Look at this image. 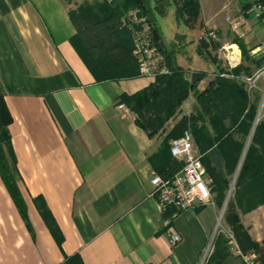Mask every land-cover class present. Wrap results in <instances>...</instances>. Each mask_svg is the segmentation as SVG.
Here are the masks:
<instances>
[{"label": "crops", "instance_id": "obj_1", "mask_svg": "<svg viewBox=\"0 0 264 264\" xmlns=\"http://www.w3.org/2000/svg\"><path fill=\"white\" fill-rule=\"evenodd\" d=\"M71 5L67 0H0V94L11 115L14 184L7 185L0 169V264H208L219 233L227 238L231 233L227 223L219 228L223 209L214 200L182 211L172 222L182 240L170 245L163 222L168 213L161 211L151 183L168 155L166 132L150 136L121 100L161 74H143L139 65L138 74L129 76L124 67L91 56L71 19ZM200 21L211 22L202 14ZM209 32L199 28L196 59L182 47H168L163 35L164 46L175 49L187 80L196 71L206 73L198 91L218 77L247 90L243 78L264 71V64L256 63L264 43L250 49L236 38L223 45L224 65L198 51L201 40L210 54L221 46L213 41L217 31L215 37ZM183 34L185 47L189 42ZM203 59L215 68L205 70ZM238 67L241 72L233 73ZM248 92L257 103L264 84ZM195 98L190 90L183 111L197 107ZM235 202L242 223L261 242L264 202ZM228 246L220 264H245L230 239Z\"/></svg>", "mask_w": 264, "mask_h": 264}, {"label": "trees", "instance_id": "obj_2", "mask_svg": "<svg viewBox=\"0 0 264 264\" xmlns=\"http://www.w3.org/2000/svg\"><path fill=\"white\" fill-rule=\"evenodd\" d=\"M116 0L112 3L104 1L98 6L101 16L94 13L88 6H81L76 10H70V16L73 20L78 35L84 41V48L90 55L96 58H103L112 67H124V72L129 75H137L139 72V63L133 55L134 40L132 31L129 28H123L121 19L126 12L133 9H139L142 15H146L152 26L154 41L160 51L165 56L166 64L169 67V73L157 76V79L148 88L141 90L133 95H123L124 101L137 114V122L143 127L150 136H154L165 127L167 116L174 114L176 108L181 105L189 96L190 90L195 92L197 101L201 106L209 107L215 114L219 115L222 121L228 116L226 109L222 107L218 97L221 95L233 97L236 103L244 104V108L249 106L247 113L256 111L257 103L251 102V99L244 87L234 81L218 77L217 81L203 92L197 90V86L206 76L203 71H196L192 74L191 80L185 78L184 69L177 64L175 49L167 50L163 42V34L160 26L157 24L156 16L165 15L170 6H175V16L178 23H185L191 28L203 27L200 21L201 5L199 0ZM256 4H263L264 0H259ZM119 5V6H117ZM253 6L252 3L244 4V10ZM178 38L184 37V34H177ZM240 43L241 41L238 40ZM242 44V43H241ZM198 51L206 58L210 57L208 43L201 40L198 44ZM243 52L248 59L249 53L243 46ZM92 53V54H91ZM258 66L264 64V55L256 62ZM242 67L232 69V72L239 74ZM250 74V70L246 69ZM120 73L116 71L115 74ZM122 73V72H121ZM226 104V102H225ZM227 105V104H226ZM242 106V105H240ZM243 108V109H244ZM246 115V113H245ZM11 115L6 107L4 97L0 94V169L3 171L4 179L10 188H13V179L11 180V169L7 171V163L13 166V158L10 145L9 123ZM250 124V122H248ZM247 121L236 120L234 125L246 129L249 127ZM188 125L186 119L178 122L164 140V149L168 151L165 161L162 165L156 167V172L164 178H172L181 168L182 162L175 159L170 150L169 141L181 137ZM264 121H260L256 127L253 140L256 146H251L247 152L243 167L237 180V190L235 192V201L242 200L264 202L256 198L255 193L250 189L264 184ZM234 144L237 142L233 141ZM236 154L241 152L240 147L232 149ZM203 161V160H202ZM263 161V163H261ZM204 163V162H203ZM261 166V167H260ZM207 174L214 184H220L225 181L215 166H205ZM258 183V185H256ZM250 188V189H249ZM224 192L221 191L215 202L222 205ZM230 202L225 211L226 223L234 234L240 249L244 252H255L258 255L260 264H264V239L259 242L252 238L248 228L242 223L236 210V202ZM41 211L47 222L50 221L47 210L40 205ZM172 210L168 212L170 214ZM228 238L219 233L215 240V249L208 259V264H220L225 257V250L228 248Z\"/></svg>", "mask_w": 264, "mask_h": 264}, {"label": "rangeland", "instance_id": "obj_3", "mask_svg": "<svg viewBox=\"0 0 264 264\" xmlns=\"http://www.w3.org/2000/svg\"><path fill=\"white\" fill-rule=\"evenodd\" d=\"M71 5L70 10H76L81 6H88L93 9L94 13L101 16L98 6L107 0H67ZM119 5L122 0H119ZM201 3V14L205 20H210L209 25H205L201 28L206 31H217L216 41L221 44L220 47L211 49V60L221 61L222 64L228 65V60L224 54L228 53L226 49H223V45H229L234 43L236 38L243 40L246 46L250 49L264 43V10L260 13H248V10H244V4L252 3L253 6L257 5L259 0H199ZM117 5V6H119ZM121 6V5H120ZM131 12L129 10L123 17ZM122 17V18H123ZM221 19V20H220ZM157 23L161 26L164 39L168 47H182L186 49L191 56L194 55V59L198 57L196 51L195 38L199 32V28H190L187 24L178 23L175 16V6L169 7L165 15L156 16ZM220 20V21H219ZM216 21V22H214ZM218 21V22H217ZM122 23V19H121ZM123 28H128L123 26ZM185 33L187 36L188 44L183 47L184 41L182 38H178L177 34ZM133 35V33H132ZM134 40V39H133ZM238 40V39H237ZM174 44V45H173ZM92 54V53H91ZM216 57V59H214ZM245 64L250 62L245 61ZM203 65L205 70L214 69V63L203 59ZM254 71L256 67L252 66ZM215 72H212L214 74ZM217 81V80H216ZM260 85L264 84V77H261L258 82ZM248 95L249 89L247 88ZM256 97V96H255ZM254 93L250 98L255 99ZM197 100V98H195ZM222 107L226 109L228 118L222 121L219 115L215 114L209 107L201 106L199 103L193 110L183 111L182 105H179L174 114L167 116L165 127L161 132H166L167 136L173 127L183 119L188 121L187 127L184 129L190 131L194 139V147L196 152L201 155L205 166H215L220 174L225 179L220 184H214L212 179L207 174V179L211 183V189L213 196L218 197L219 192H224V200L221 209H225L223 216L219 220V228L222 229V225L226 223L225 211L228 204L235 201V192L237 190V180L240 175L241 169L244 164L245 157L251 146H256L253 137L256 127L260 121H264L262 115L264 114V93H261L257 98V109L251 111L249 114L247 110L249 106L244 108V104L235 102L233 97H227L221 95L218 97ZM226 102V104H225ZM242 105V106H240ZM244 108V109H243ZM246 113V115H245ZM258 118V121L256 122ZM250 122L249 127L246 129L241 126L234 125V121L242 120ZM264 134V131H263ZM237 142V146L240 147L241 152L239 154L234 153L233 148L236 149L234 142ZM171 142V140H170ZM179 161V160H178ZM263 163V161L261 162ZM264 164V163H263ZM7 171L11 168V164L7 163ZM261 167V166H260ZM264 173V171H263ZM250 189V188H249ZM255 193L256 198L264 200V184L256 186L250 189ZM227 200V202H226ZM226 204V205H225ZM223 211V210H222ZM229 239V237H228Z\"/></svg>", "mask_w": 264, "mask_h": 264}, {"label": "built area", "instance_id": "obj_4", "mask_svg": "<svg viewBox=\"0 0 264 264\" xmlns=\"http://www.w3.org/2000/svg\"><path fill=\"white\" fill-rule=\"evenodd\" d=\"M114 1L116 0H107L109 3ZM263 10L264 5L257 4L252 6L248 13L257 14ZM122 24L133 33V55L140 65L141 72L151 76L168 73L169 68L165 56L154 41L152 26L148 17L142 15L139 9H133L127 17L122 18ZM210 35L216 36L214 32H211ZM263 73L264 71L260 70L254 75L243 78L249 91L257 86V81ZM120 107L124 108L125 106L121 104ZM262 117L264 118V114ZM170 150L172 156L182 162V168L172 178H164L161 174L153 172L151 183L153 193L158 197L161 211L168 213L170 209L172 210L163 222L167 227L168 242L174 246L181 242L182 237L173 229L172 222L182 211L198 205L213 204L214 196L211 183L207 179V170L202 157L195 150L192 133L185 131L181 137L172 139ZM228 236L230 243L236 248L245 264H260L255 252L244 253L240 249L234 234L231 232Z\"/></svg>", "mask_w": 264, "mask_h": 264}, {"label": "water", "instance_id": "obj_5", "mask_svg": "<svg viewBox=\"0 0 264 264\" xmlns=\"http://www.w3.org/2000/svg\"><path fill=\"white\" fill-rule=\"evenodd\" d=\"M258 121V118H257V120H256V122ZM226 202H227V200H226ZM226 205V204H225ZM224 210L225 209H223V211H222V214H221V217L223 216V212H224Z\"/></svg>", "mask_w": 264, "mask_h": 264}]
</instances>
